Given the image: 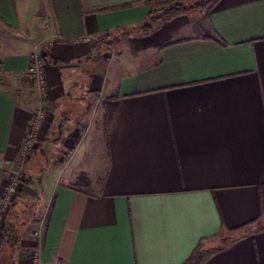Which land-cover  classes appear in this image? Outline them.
I'll list each match as a JSON object with an SVG mask.
<instances>
[{"label":"crops","instance_id":"1","mask_svg":"<svg viewBox=\"0 0 264 264\" xmlns=\"http://www.w3.org/2000/svg\"><path fill=\"white\" fill-rule=\"evenodd\" d=\"M142 1L0 0V208L46 112L0 264H264V0L122 36Z\"/></svg>","mask_w":264,"mask_h":264},{"label":"trees","instance_id":"2","mask_svg":"<svg viewBox=\"0 0 264 264\" xmlns=\"http://www.w3.org/2000/svg\"><path fill=\"white\" fill-rule=\"evenodd\" d=\"M218 2L219 0H193L191 2H185L183 0H143L142 3L149 9L147 18L139 27L131 31H125L122 33V36H127L130 32L134 31H139L143 35H150L155 29L175 17L193 13L207 14ZM109 35L110 33L100 37L99 42L114 44L118 42V40L120 41V39L116 37L107 41ZM17 165H19L18 162ZM77 182L81 185H87L88 183L84 175H81ZM20 183L22 186L26 184V180L21 179ZM0 241L12 248L17 246L19 237L14 226L7 224L6 227L2 229L0 232Z\"/></svg>","mask_w":264,"mask_h":264},{"label":"built area","instance_id":"3","mask_svg":"<svg viewBox=\"0 0 264 264\" xmlns=\"http://www.w3.org/2000/svg\"><path fill=\"white\" fill-rule=\"evenodd\" d=\"M28 73L34 77L35 81L39 83V85L42 84L43 78H42V65L39 60H35L28 68ZM42 92V87H41ZM46 119V112L43 109H38L32 116L30 124L27 128L25 137L23 139V142L20 146L21 153L25 156L28 154L32 148L35 146L37 140H38V131L41 128V125ZM23 160L21 159V162ZM20 162L19 165H17L14 161H5L4 163V169L6 174L8 175V182L4 185L3 191H2V202L1 207H6L11 200L17 195L18 188L20 186V181L23 178V165ZM35 263L39 264L37 257H35Z\"/></svg>","mask_w":264,"mask_h":264},{"label":"rangeland","instance_id":"4","mask_svg":"<svg viewBox=\"0 0 264 264\" xmlns=\"http://www.w3.org/2000/svg\"><path fill=\"white\" fill-rule=\"evenodd\" d=\"M191 1H193V0H185V2H191ZM118 44H120L119 40H118V42L114 43L113 45L117 46ZM37 147H38V140H37L35 146L32 148V150L28 154H26L25 156L21 153V150H20V152H19L20 158L24 161V164L26 163V160H28L30 155L37 149ZM53 158H54V153H52V152L51 153L49 152V154L46 155V157L39 156V159H41V166L43 165V162L46 164ZM25 179H26V173L24 171L22 180H25ZM9 208H10V203L6 207L0 208V232L2 231L4 222L6 221V216L8 214Z\"/></svg>","mask_w":264,"mask_h":264}]
</instances>
